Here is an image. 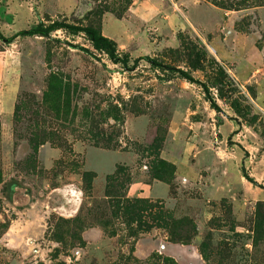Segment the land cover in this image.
<instances>
[{
  "label": "rangeland",
  "instance_id": "obj_1",
  "mask_svg": "<svg viewBox=\"0 0 264 264\" xmlns=\"http://www.w3.org/2000/svg\"><path fill=\"white\" fill-rule=\"evenodd\" d=\"M55 20L98 28L130 54L129 68L63 29L8 40ZM147 55L173 69L134 62ZM52 69L78 85L80 105L104 108L118 149L95 146L76 124L69 150L47 142L33 152L29 111ZM118 168L111 190L161 203L206 264H264V0H0V264L173 257L167 230L113 214ZM155 176L169 196H137ZM95 227L104 237L86 238ZM133 245L140 263L125 259Z\"/></svg>",
  "mask_w": 264,
  "mask_h": 264
},
{
  "label": "trees",
  "instance_id": "obj_2",
  "mask_svg": "<svg viewBox=\"0 0 264 264\" xmlns=\"http://www.w3.org/2000/svg\"><path fill=\"white\" fill-rule=\"evenodd\" d=\"M58 29H63L73 35L83 34L85 38L92 43L95 49L101 53H105L114 63H119L122 64V66L129 68L131 61L130 54L122 53L114 39L104 35L98 28L92 25H76L59 20H55L50 23L42 21L31 28L19 31L17 34L9 37L8 40L14 39L17 35L48 36L51 32ZM75 47L80 48V45H75ZM81 49L87 51V49ZM141 59L173 69V67L165 65L164 63H157L148 55L137 57L134 59V62L137 63ZM174 70L179 73L180 77L202 84L206 88L207 92H209L205 83H202L199 79H195L187 71L183 69ZM77 92L78 85L73 83L61 69L51 70L41 103L38 104L35 109H31L29 111V113H34V115H32L34 118L33 124L29 125V142L33 152L36 153L40 146L47 142H50L52 145L57 147L69 150V136L72 135L75 136V138H78V134L73 131V127H75L76 124L77 126L80 125L82 127L86 138L95 146L107 149L119 148V145L116 142H113V132L108 133L109 130H105L102 127L103 121L100 117L104 113V108H102L100 104H92V108L89 106L90 103H83V105H80V103L76 100ZM209 98L213 100V97ZM21 103V105H17V112L15 113L18 118L21 117L19 115V110H26L28 106L25 101H21ZM213 105L220 110L214 101ZM112 112V116L110 117L115 120V124L118 123L120 126H123V121L121 120L119 111L116 113L114 111ZM115 124L110 127L115 128ZM121 173L122 168H118L115 173L110 175L108 181L109 184L107 186L108 194H106V196L113 198V214L125 218L128 222L149 227L147 230L154 226L163 228L170 234V241L175 243L190 244L191 239L184 237L178 232V222L175 221L169 210L160 205L161 203L153 202L146 198H126L123 193L111 190V184L118 179V176ZM155 177L160 180H166V178L162 176ZM249 179L253 181L252 178L249 177ZM131 235L135 238L138 236L137 232L134 230H132ZM134 251L135 247L133 245L130 247L129 254L125 259L127 261L133 260L134 263H140L141 261L134 255ZM162 260L163 264H179L173 257L170 256H166ZM155 264H160V262L157 261Z\"/></svg>",
  "mask_w": 264,
  "mask_h": 264
},
{
  "label": "crops",
  "instance_id": "obj_3",
  "mask_svg": "<svg viewBox=\"0 0 264 264\" xmlns=\"http://www.w3.org/2000/svg\"><path fill=\"white\" fill-rule=\"evenodd\" d=\"M169 191L170 186L168 183L156 179L153 181L149 189L139 190L137 192V196L146 195L153 199L167 197L169 196ZM94 232H98L99 237H104L105 231L99 227L87 230L85 232V237L89 239V237H91ZM165 250H167L171 256H173L181 263L206 264V261L203 256L198 252L196 247L192 245L166 241ZM138 251L139 248H136L135 253H138Z\"/></svg>",
  "mask_w": 264,
  "mask_h": 264
},
{
  "label": "built area",
  "instance_id": "obj_4",
  "mask_svg": "<svg viewBox=\"0 0 264 264\" xmlns=\"http://www.w3.org/2000/svg\"><path fill=\"white\" fill-rule=\"evenodd\" d=\"M164 246V245H163Z\"/></svg>",
  "mask_w": 264,
  "mask_h": 264
}]
</instances>
